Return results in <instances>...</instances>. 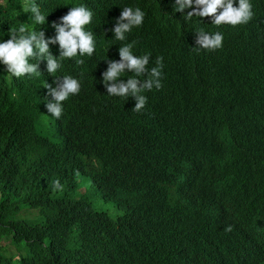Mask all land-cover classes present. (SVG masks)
<instances>
[{
  "label": "trees",
  "instance_id": "1",
  "mask_svg": "<svg viewBox=\"0 0 264 264\" xmlns=\"http://www.w3.org/2000/svg\"><path fill=\"white\" fill-rule=\"evenodd\" d=\"M34 2L43 25L30 0H0V42L21 26L54 38L52 24L84 5L94 13L85 30L96 49L62 59L51 74L41 61L31 77L0 63V264H264V0H250L253 19L224 30L215 51L198 48L197 32L223 24L188 18L192 9L176 12L175 0ZM127 6L145 16L121 42L111 29ZM133 42L134 55L150 56L149 69L158 57L164 66L162 87L142 93L139 114L134 97L110 96L102 81L107 61ZM49 48L58 59L59 44ZM64 76L81 90L56 121L47 87ZM196 125L201 135L189 140ZM213 155L219 177L199 162ZM195 161L203 183L167 195L160 183Z\"/></svg>",
  "mask_w": 264,
  "mask_h": 264
},
{
  "label": "clouds",
  "instance_id": "2",
  "mask_svg": "<svg viewBox=\"0 0 264 264\" xmlns=\"http://www.w3.org/2000/svg\"><path fill=\"white\" fill-rule=\"evenodd\" d=\"M238 7H234L235 0H175V11L183 12L185 9H192L187 14L188 18L198 16L200 18L211 17L212 24L222 25L220 32L206 33L204 31L197 32L196 44L198 48L208 51H215L223 46L225 38L223 31L226 29H237L240 25H246L254 17L252 4L250 0H237ZM33 16L35 23L43 25L46 23V16L41 12L34 0H30L27 7ZM120 17L115 22V26L111 31L114 39L125 41L127 34L133 28L142 26L145 13L140 8L133 9L130 6L121 9ZM94 13L86 6L70 7L68 13L63 16L59 23H53L56 35L54 38L46 39L43 31L27 32L21 26L18 31H10L9 37L5 42H0V63L6 66L7 72L14 77H23L28 75L31 77L39 71L41 61H46V70L48 73H55L61 68L62 59H72L83 57L85 55L91 57L96 49L95 38L92 32L86 31V26L90 25L93 20ZM59 44L60 56L55 58L51 52L50 44ZM133 44H123L119 48V61H107V70L102 74V81L107 90L108 95L115 97L135 98V107L131 108V112L139 114L146 104L147 98L142 93L145 90L151 91L153 88L159 90L162 87L161 78H164V66L162 57H158L155 61L156 66L149 69V55L136 56L132 52ZM195 48V49H198ZM36 60L37 63L29 61ZM82 59H77V64H83ZM131 72L134 75L128 78L127 82L121 80L122 74ZM146 79H138L145 76ZM167 81L173 78L167 70ZM56 87L48 85V95L52 97V101L48 102L45 107L47 112L54 117L56 121L62 115V102L68 100L70 96L78 95L81 90L80 82L71 76H64L61 80L54 81ZM202 132V126H191L186 134L189 140L199 138ZM168 151L173 149L172 143L167 148ZM200 164L214 172L218 177L221 173V161L219 155L207 157L205 160H199ZM198 170V162L195 161L190 167H186L178 171L175 176L170 174L165 182L160 183V187L172 196L173 190L178 186L186 189L187 185L199 186L203 183ZM226 187L224 181H222ZM56 188H60L59 181L54 182ZM230 230V229H227Z\"/></svg>",
  "mask_w": 264,
  "mask_h": 264
},
{
  "label": "rangeland",
  "instance_id": "3",
  "mask_svg": "<svg viewBox=\"0 0 264 264\" xmlns=\"http://www.w3.org/2000/svg\"><path fill=\"white\" fill-rule=\"evenodd\" d=\"M95 208L97 210H100V211H106L108 212L109 214H111L112 216H117L119 214H121L117 209L111 207V206H107V207H102V205H100V203L96 202L95 201V204H94Z\"/></svg>",
  "mask_w": 264,
  "mask_h": 264
}]
</instances>
